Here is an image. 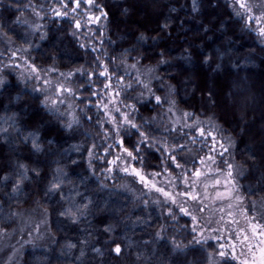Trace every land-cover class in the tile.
Listing matches in <instances>:
<instances>
[{"label": "trees", "instance_id": "1", "mask_svg": "<svg viewBox=\"0 0 264 264\" xmlns=\"http://www.w3.org/2000/svg\"><path fill=\"white\" fill-rule=\"evenodd\" d=\"M139 1L95 0L107 16L86 28L94 21L90 17L100 15L95 7L82 4L76 12L56 16V11H66L59 0H0V233L8 235L18 214L32 210L44 213L50 235L46 247H26L18 264H239L219 256L211 240L195 243L192 221L179 208L147 192L131 175L107 170L122 148L115 142L122 140L129 151L140 147L139 153L133 151L138 158H130L133 168L145 174L174 173L169 157L180 161L181 152H169L168 143L190 138L167 134L172 139L167 142L162 125L159 131L150 123L163 104L154 107L155 101L124 72L135 63L152 69L155 93L168 92L177 110L191 114L188 123L202 121L226 142L243 197L264 199V105L253 93L257 84L264 86V39L235 15L229 0H195V6L193 0H147L157 11L144 19L139 16L145 5ZM76 21L81 27H75ZM141 34L147 39L139 41ZM7 43L40 71L76 72L73 114L64 105L45 107L44 94L4 65ZM161 52L168 63L157 65ZM105 68L107 74L100 75ZM105 84L123 105H135L131 119L151 138L148 144H138L139 132L128 124L119 127V134L112 130L102 110L109 97ZM169 85L174 86L171 92ZM72 116L78 123L68 130L64 125ZM30 133L42 151L33 150ZM20 164L29 169L28 179L14 192ZM54 175L62 192L48 191ZM85 203L87 209L81 207ZM69 208L75 219L60 214ZM108 226L112 231H105Z\"/></svg>", "mask_w": 264, "mask_h": 264}, {"label": "rangeland", "instance_id": "2", "mask_svg": "<svg viewBox=\"0 0 264 264\" xmlns=\"http://www.w3.org/2000/svg\"><path fill=\"white\" fill-rule=\"evenodd\" d=\"M139 2L141 5H145L144 9L142 7L140 8V12L143 13L139 17H143L144 19L147 13L157 11L156 8L148 5L149 1L140 0ZM229 2H232V0H229ZM249 3L253 11L249 14L243 13V10H241L242 17L245 19L246 23L251 25L254 31L259 34V29L264 28V19H261L259 23L256 20L249 22L247 16H260V14L264 12V0H249ZM95 24V20L88 21L86 28ZM261 38L264 39V36H261ZM6 46L10 53L6 56L3 55L4 60L2 62L4 65L8 68L15 69L22 81L28 82L37 91L42 92L44 98H48V107L55 108L59 105H64L66 113L69 112L73 114L74 102L71 93L74 92L72 88V79L76 72L71 75H69V73L59 75V73L53 69H48L46 71L39 70L38 73L33 72V66L28 64V61L25 60V56L21 51L15 47L11 48L8 43ZM0 54H2L1 50ZM149 69L150 68L131 67L126 65L124 67V72L131 75L135 81L137 78L145 83H149L150 81L149 87H151L155 93L151 83V81L153 82L151 78L154 76H151L152 71L150 72ZM77 73L80 75L82 74L80 72ZM37 76L39 78H37ZM45 81L49 83H45ZM60 86H63L65 89H71V91H60ZM112 88V86L107 89L105 88V90L108 91L109 97L104 104L107 105V107L102 108V110L110 120L108 123L112 127V130L116 132L117 124L120 126L126 124L123 123V117L116 109L119 108L123 113H130L131 108L125 107V105L118 100ZM253 90L255 91L253 92L255 100L261 101L264 105V86L257 84ZM143 91L145 95L149 96L147 90L143 88ZM159 96L171 100L169 93L165 90L164 94ZM54 101L55 103H53ZM61 101L63 102L61 103ZM239 104L241 107V103ZM170 107L172 108L171 112H169ZM262 111L264 112V109ZM183 114L184 113L177 110L174 105L164 103L161 113L153 117V119H150V123L152 122L158 130L159 124L162 125L163 131L160 130L164 133L163 135L166 136L167 134H171L172 139H178L180 138L179 135L182 134L190 136L188 141L184 140L182 143H173L170 141L172 139L166 136L168 139L167 142L170 141L167 150L169 152L176 149L180 150V161L178 162L182 167H176L174 173L166 172L162 174H145L138 170L145 176V180L148 184L146 187L145 183L141 182L138 177L130 174L133 169L130 157H128L121 148L118 152L114 153L113 158L110 160L115 161V163L109 164L108 169H111V171L107 170V173L111 174L114 170H118L127 175H131L147 192H152L161 196L164 202L176 206L177 208L181 206L187 208L192 215L197 217L196 222H193L192 216L186 215L192 221V227L196 229L195 234L197 240H211L215 242L219 252L224 251L226 253L225 256L231 257L239 264H242L245 260L251 261L252 256L249 253L248 245L251 244L257 248V255L258 248L264 247V244L259 243L261 240H264V235H262V233H264V199L247 201L243 197L237 184L239 173L230 160V150L226 142L217 137L209 128L208 124H204L202 121H194L199 122V126L205 129L206 133L210 132L212 134L211 136H201L196 129V123H188ZM150 123L148 122V124ZM186 125H191V127ZM212 137H215V140H213ZM193 139L195 143L192 142ZM118 141L119 140H116L115 143L120 145ZM221 144L223 147L220 146ZM177 145H185V148L181 150L176 148ZM194 146L198 148L197 151ZM225 148L227 152H224ZM222 152L224 153L223 156L220 155ZM117 157H120V159H117ZM201 158H203V163H201ZM225 161L234 165V168L231 169V176L228 174L230 170ZM124 168H128L129 171H123ZM197 170L201 173L199 177L194 175V172ZM152 185L170 193L176 203H172V200L165 197L163 193L157 192ZM184 193L195 195L197 199L192 200L189 195H183ZM200 209L203 210L200 211ZM253 227L256 229L255 234L253 233ZM245 236L248 237L247 242L243 239ZM49 240L50 235L44 213L32 210L21 212L18 214V223L16 227L8 235L0 233V264H18L20 255L26 247L44 248L48 245L47 243H49ZM221 245L224 247L221 248Z\"/></svg>", "mask_w": 264, "mask_h": 264}, {"label": "snow or ice", "instance_id": "3", "mask_svg": "<svg viewBox=\"0 0 264 264\" xmlns=\"http://www.w3.org/2000/svg\"><path fill=\"white\" fill-rule=\"evenodd\" d=\"M59 2H60V6H61V8L66 9V11H64V12L56 11V12H55V15H56V16H61V15L67 16V15L69 14V11H71V12H76V10L79 9V8L82 6V4H83V5H87L89 8L95 7L97 10L100 11V15H99V16L90 17V19H94L95 21H99L102 17H106V16H107V13L103 11L102 6L99 5V4H97V3L95 2V0H67V2H66V0H59ZM193 2H194V6H195V0H193ZM70 4L75 5V6L69 8V5H70ZM28 6H31V5H28ZM232 8H233V12H234L235 15H237V16H242V12H241V10H243V13H249V14L252 13V11H253V8H252V6L250 5L249 0H232ZM261 19H264V12H262V13L260 14V16H253V15H248V16H247V20H248L249 22L252 21V20H256V21L259 23V22L261 21ZM75 27H76V28L81 27L79 21H76V22H75ZM167 27H168V25H167V24H164V25L162 26V29H166ZM259 34H260L261 36H264V28L259 29ZM5 35H6V33H5ZM137 39H138L139 41H144V40L147 39V37H145L144 34H141ZM133 50H135V49H133ZM127 51H128V50L126 49L125 52L127 53ZM159 55H160L162 58L157 62V65L168 63V61H167L166 59H163V57H164V53H163V52L159 53ZM209 59H210L209 57H205V59H204L203 62H204V63H207ZM136 63H139V61H136ZM135 66H136L135 63H134L133 65H131V67H135ZM32 71L38 73V72H39V69H37L35 66H33V67H32ZM78 71H80V70L78 69ZM107 71H108L107 68H105L104 71H102V72L100 73V75H106V74H107ZM149 71L151 72L152 69H149ZM62 75H63V74H62ZM69 75H71V73H69ZM37 78H39V77L37 76ZM157 78L159 79V77H157ZM110 79H111V78L109 77V80H110ZM117 79H118V81H122V80H123L122 77H117ZM3 83H4V81H3V80H0V85H2ZM45 83H49V82H48V81H45ZM136 83L139 84V85H141L145 90H147V92H148V94H149V97H150L152 100L155 101V105H154V107H159V106H161V105L164 104V103H169L170 105H174V103H175L174 100H168L166 97H161V96H159V95H156V94L153 92L152 88L149 87V83H150V81H149V83H145V82L141 81L139 78H137ZM104 87L107 89V88L110 87V84H105ZM126 87H127L128 89H131V88H132V84H131V83H128V84L126 85ZM168 87H169L170 92L174 90V86H173V85H169ZM59 90H60V91H65V90H67V91H71V89H65L63 86H60ZM93 95H96V93L93 92ZM117 95H119V93H117ZM211 95H212V93L209 92V97H211ZM140 96L142 97V96H143V93H141ZM47 100H48V98L45 97V101L42 102V103L44 104L45 107H47ZM62 102H63V101H61V103H62ZM53 103H55V101H54ZM104 107H107V105H104ZM125 107H127V108H131L133 111H136V109H135V105H125ZM116 111H117V112H120L121 116L123 117V123L128 124L131 128L137 129V131L139 132V136H140V138H141V139L138 141V144H148L151 138L148 136V134H147L146 132L139 131V125H137L136 123L133 122V120L131 119V114H130V113H123V112H121V110H120L119 108H117ZM171 111H172V108L170 107V108H169V112H171ZM183 116H184L185 118H189V117L191 116V114L185 112V113L183 114ZM86 119H88L89 121H91L92 118H91V117H86ZM113 119H115V118H113ZM74 123H78V121H76L75 117H73V120H72V121H70V122H68L66 125H64V127H65L66 129H68V130H71V129L73 128V124H74ZM194 123H196V129H197V131L199 132V134H200L201 136H205V135H207V136H211V135H212L210 132L206 133L205 129H203V128H201V127L199 126V122H194ZM186 126L191 127V125H186ZM119 127H120V125L117 124V125H116V128H117V134H119ZM2 131H7V130L4 129V130H2ZM30 135L33 136V140H32V148H33V150H34L35 152H40V151H42V148H41V146H40V144H39V142H38V137L35 136V135L32 134V133H30ZM25 139H27V138H25ZM212 139L215 140V137H212ZM192 142L195 143V140L193 139ZM50 143H51V141H50ZM118 143L121 145L123 152L126 153L128 157H130V158H132V159H137V158H138L137 156H134V155H133V151L136 152V153H139V152H140V147H139V146H135L134 149H133V151H129L127 148H123V141H122V140H121V141H118ZM220 146L223 147L222 144H221ZM92 147L95 148L96 146L93 145ZM176 148H179V149L183 150V149L185 148V145H177ZM88 151H89V157H92V156H93L92 149H89ZM224 152H227V149H226V148L224 149ZM223 154H224L223 152L220 153L221 156H223ZM169 158L173 161V163H175L176 167H178V168L182 167V165L177 161V158H176L175 155H170ZM209 158H210V157H209ZM117 159H120V157H117ZM89 163H90V165H91V160L89 161ZM108 163H109V164H113V163H115V161H108ZM141 163H143V159H142V158H141ZM201 163H203V158H201ZM225 163L227 164V167H228V169L230 170L228 174H229V176H231V174H232V173H231V169L234 168V165L231 164V163H228L227 161H225ZM19 168H20L22 171H20V172L17 174V180H16V183L13 185V191H14V192H15V191H18V190L20 189V185H21V183L23 182V180L28 179L27 173H28L29 169H28L24 164H20V165H19ZM31 171H33L36 175H39V171H38L37 169H31ZM56 171H57V173H60L61 175H66V174L62 173L61 170H60L59 168H58ZM108 171H111V169H108ZM123 171L128 172L129 170H128V168H124ZM130 174H132V175L138 177L139 180H140L141 182L145 183V186H146V187L148 186L147 181L145 180V176L142 175L138 170H136L135 168H133V169H132V172H131ZM194 175L197 176V177H199V176L201 175V173H200L199 170H197V171L194 172ZM2 180H3L4 182H7V181L9 180V176L5 175V176L2 178ZM217 183H218V181H217ZM152 187H154L155 190H156L157 192H161V193H163V195H164L165 197L170 198V199L172 200V203H174V204L176 203L175 199H174L173 197H171V194H170V193L165 192V191H164L163 189H161V188H156L155 185H152ZM48 191H49V192H62V184H61V182H59V181L57 180V178H56L55 175L53 176V179H52V181L50 182V186H49V188H48ZM183 195H189L190 199H192V200H196V199H197V197H196L195 195H190L189 193H184ZM218 195H219V194H218ZM89 202H90V201H89ZM81 207H82L83 209H87L88 204L85 203V204H83ZM179 210H180L181 213H184L185 215H191V216H192V220H193V222H196L197 217H196L195 215H192V213H191L187 208L181 206V207L179 208ZM202 210H203V209H200V211H202ZM77 211H79V209H78ZM60 214H61V215H69V216H72L74 219L76 218V213H73L72 210H71L70 208H69V209H65V210H64L63 212H61ZM80 214L82 215L83 213L81 212ZM168 214H169L170 216H172L173 219H175V216L173 215L171 209L168 210ZM105 231H112L111 226H108V227L105 229ZM192 231L195 232L196 229L193 228ZM255 231H256V229H255V227H253V233H254V234H255ZM157 235L159 236V233H157ZM262 235H264V233H262ZM243 239H244L245 242L248 241V237H247V236H245ZM194 242H195V243H201L200 240H196L195 238H194ZM259 243H260V244H264V240H261ZM69 247H70V248H71V247H75V245H71V244H70ZM175 247H176L177 249H179L180 246H179V245H175ZM223 247H224V246L221 245V248H223ZM233 247H234V246H233ZM248 249H249V253H250L251 256H252V259H251V261L245 260V261L242 262V264H264V247H259V248H258V255H257V248H256L255 246L249 244V245H248ZM97 251H98V250H97ZM121 251H122V249L120 248L119 245H117V246L115 247V249H114V252H115L117 255H119V254L121 253ZM218 255L221 256V257H224V256L226 255V253H225L224 251H220V252L218 253Z\"/></svg>", "mask_w": 264, "mask_h": 264}]
</instances>
